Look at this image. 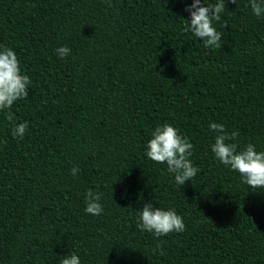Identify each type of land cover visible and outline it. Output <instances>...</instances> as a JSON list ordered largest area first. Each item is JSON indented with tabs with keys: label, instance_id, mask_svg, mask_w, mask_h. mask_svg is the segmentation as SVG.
<instances>
[{
	"label": "trees",
	"instance_id": "16d2710c",
	"mask_svg": "<svg viewBox=\"0 0 264 264\" xmlns=\"http://www.w3.org/2000/svg\"><path fill=\"white\" fill-rule=\"evenodd\" d=\"M192 3L0 0V50L31 80L0 110V264H61L73 252L80 264H264V188L216 159L209 128L264 151V14L225 0L222 46L206 48L185 31ZM165 122L194 146L199 172L182 186L146 156ZM88 189L102 193L99 216L85 211ZM149 201L175 209L185 231H142Z\"/></svg>",
	"mask_w": 264,
	"mask_h": 264
},
{
	"label": "clouds",
	"instance_id": "9594fccd",
	"mask_svg": "<svg viewBox=\"0 0 264 264\" xmlns=\"http://www.w3.org/2000/svg\"><path fill=\"white\" fill-rule=\"evenodd\" d=\"M236 4L237 0H230ZM252 12L257 17L264 14V0H249ZM225 0H216L214 4L206 5L202 0H193L185 10L190 13V23L185 31L190 30L196 37L202 39L206 48H221V33L214 27V22L221 20V13L225 10ZM226 27V25H225ZM60 58L67 57L71 49L61 46L56 49ZM31 80L28 75L21 72L20 61L11 48L0 50V110L9 109L19 99L29 94ZM8 119L11 121L12 117ZM209 128L216 133L211 150L217 160L223 165L230 166L231 170L238 172L251 189L264 188V151H257L256 145L248 143L243 148L234 142L239 136L238 131H229L223 124L212 122ZM28 130V122L16 124L12 128L14 137H23ZM152 138L146 146V156L159 164H166L169 173L174 174L175 182L182 186L186 181L192 180L199 169L190 159L193 144L188 137L182 136L178 128L165 122L157 126L151 133ZM79 171L72 168L73 176ZM102 193L88 189L86 192L85 211L94 216L103 212L100 203ZM137 226L142 231L154 233L155 236H166L172 232L185 231L183 217L175 209L163 210L155 208L151 201L144 204L138 213ZM61 264H80V258L74 252L66 255Z\"/></svg>",
	"mask_w": 264,
	"mask_h": 264
}]
</instances>
